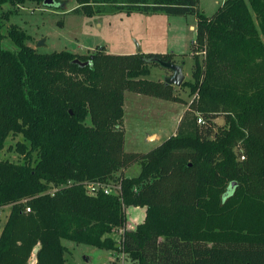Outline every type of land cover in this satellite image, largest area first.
I'll list each match as a JSON object with an SVG mask.
<instances>
[{
    "label": "trees",
    "instance_id": "16d2710c",
    "mask_svg": "<svg viewBox=\"0 0 264 264\" xmlns=\"http://www.w3.org/2000/svg\"><path fill=\"white\" fill-rule=\"evenodd\" d=\"M27 1L45 0H0V208L11 209L0 264H29L38 243L35 264H68L65 239L121 249L136 264H264V0H226L211 17L199 0H76L88 16L104 2L197 19L199 54L183 83L192 102L177 134L146 154L125 150V92L173 99V86L142 77L152 59L174 55L39 53L18 26L3 32ZM18 135L23 161L4 159ZM135 164L138 175H118ZM90 182L121 189L91 192ZM129 206L146 209L134 229Z\"/></svg>",
    "mask_w": 264,
    "mask_h": 264
},
{
    "label": "rangeland",
    "instance_id": "374dc122",
    "mask_svg": "<svg viewBox=\"0 0 264 264\" xmlns=\"http://www.w3.org/2000/svg\"><path fill=\"white\" fill-rule=\"evenodd\" d=\"M224 1L199 0L198 7L200 12L211 17ZM91 8L93 16H88L76 0H53L50 6L43 2L27 1L19 6L18 11H14L15 8L8 3L3 10L14 12L5 23L3 32L6 34L12 25L18 26L31 36L29 44L42 54L69 51L91 55L99 47H105L108 54L120 56L139 53L167 55L165 53L173 50L178 54L174 55V62L184 64V82L193 79L194 57L199 54L194 44L197 27L195 16L128 13L104 2L92 3ZM42 40L44 45L38 46ZM6 43L15 48L10 40L6 39ZM199 57L203 60L204 54ZM170 74L171 71L162 66L151 64L149 73L142 79L164 83ZM172 96L173 99L166 100L149 94L125 92V117L120 129L125 133L127 152L146 154L177 134L181 118L189 109L193 96L190 88L183 85L173 86ZM87 122L90 123L89 120ZM23 140L21 135L10 136L2 157L22 162L23 157L14 149ZM236 151L241 153L240 149ZM140 169L141 166L135 164L118 175L135 176ZM10 210L9 206L0 208V234ZM126 213L127 227L134 229L144 220L146 209L129 206ZM121 234V231H117L113 236L119 241ZM63 242L70 249L68 264H136L121 249H102L67 239Z\"/></svg>",
    "mask_w": 264,
    "mask_h": 264
},
{
    "label": "water",
    "instance_id": "95a60500",
    "mask_svg": "<svg viewBox=\"0 0 264 264\" xmlns=\"http://www.w3.org/2000/svg\"><path fill=\"white\" fill-rule=\"evenodd\" d=\"M53 4V0H45L44 1V5L46 6H50ZM44 45V41H40L38 46H42ZM151 62H155L157 63L159 66H162L164 69H167L169 71H171L172 75L170 77H166L164 80V83L166 86H174V87H181L186 79V76L184 74V66L183 64H177L173 61H165L162 60L159 57H156L154 59L151 60ZM74 64L79 65L80 67L84 68L87 66H90L92 63L91 61H87V62H82L80 60H75ZM218 123L220 125H222L224 123L223 120L218 121ZM236 185V182H234L232 184V186L234 187ZM41 248V243H38L32 252V255L29 259V264H35L38 261V252Z\"/></svg>",
    "mask_w": 264,
    "mask_h": 264
},
{
    "label": "built area",
    "instance_id": "2783aa9c",
    "mask_svg": "<svg viewBox=\"0 0 264 264\" xmlns=\"http://www.w3.org/2000/svg\"><path fill=\"white\" fill-rule=\"evenodd\" d=\"M198 122H199V124H204L202 118H199ZM87 187H88L89 191H91V192H98V191L102 190L107 194L117 193L121 189L120 184H116V183H112V182H110V183L90 182L87 184ZM30 210H31V208L27 207V211H30ZM120 231L123 233L124 229H121Z\"/></svg>",
    "mask_w": 264,
    "mask_h": 264
},
{
    "label": "crops",
    "instance_id": "0c3cea01",
    "mask_svg": "<svg viewBox=\"0 0 264 264\" xmlns=\"http://www.w3.org/2000/svg\"><path fill=\"white\" fill-rule=\"evenodd\" d=\"M225 2V1H224ZM165 54H172V55H178L175 51H170V52H167V53H165ZM161 55H164V54H161ZM183 66H184V64H183ZM172 75V73L169 75V76H167V77H170Z\"/></svg>",
    "mask_w": 264,
    "mask_h": 264
}]
</instances>
